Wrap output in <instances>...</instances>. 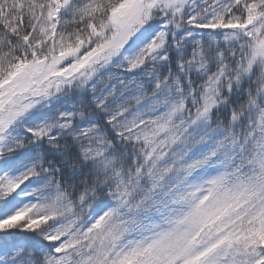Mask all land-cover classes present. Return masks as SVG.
<instances>
[{
    "label": "snow or ice",
    "instance_id": "obj_1",
    "mask_svg": "<svg viewBox=\"0 0 264 264\" xmlns=\"http://www.w3.org/2000/svg\"><path fill=\"white\" fill-rule=\"evenodd\" d=\"M0 264H264V0H0Z\"/></svg>",
    "mask_w": 264,
    "mask_h": 264
}]
</instances>
